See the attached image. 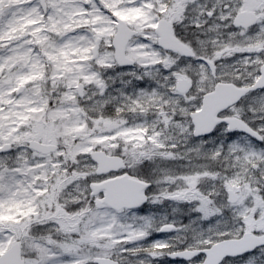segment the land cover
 <instances>
[{
	"label": "snow or ice",
	"instance_id": "6c2138e0",
	"mask_svg": "<svg viewBox=\"0 0 264 264\" xmlns=\"http://www.w3.org/2000/svg\"><path fill=\"white\" fill-rule=\"evenodd\" d=\"M162 261L264 264V0H0V264Z\"/></svg>",
	"mask_w": 264,
	"mask_h": 264
},
{
	"label": "rangeland",
	"instance_id": "374dc122",
	"mask_svg": "<svg viewBox=\"0 0 264 264\" xmlns=\"http://www.w3.org/2000/svg\"><path fill=\"white\" fill-rule=\"evenodd\" d=\"M154 238L159 239V238H161V235H160V234H156V235L154 236ZM161 264H166V262H165V261H162Z\"/></svg>",
	"mask_w": 264,
	"mask_h": 264
},
{
	"label": "flooded vegetation",
	"instance_id": "af4514ba",
	"mask_svg": "<svg viewBox=\"0 0 264 264\" xmlns=\"http://www.w3.org/2000/svg\"><path fill=\"white\" fill-rule=\"evenodd\" d=\"M238 135H242V134H238Z\"/></svg>",
	"mask_w": 264,
	"mask_h": 264
}]
</instances>
